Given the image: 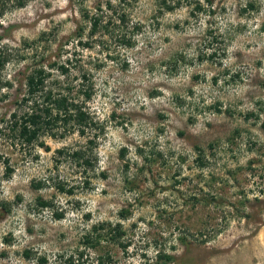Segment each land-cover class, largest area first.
Returning a JSON list of instances; mask_svg holds the SVG:
<instances>
[{
  "label": "rangeland",
  "instance_id": "374dc122",
  "mask_svg": "<svg viewBox=\"0 0 264 264\" xmlns=\"http://www.w3.org/2000/svg\"><path fill=\"white\" fill-rule=\"evenodd\" d=\"M177 1L6 5L0 264H96L100 255L158 264L159 252L174 257L168 264H264V0L166 9ZM108 5L127 14L125 26ZM87 15L103 18L95 34ZM41 67L49 87L73 95L87 75L94 124L84 135L57 126L27 147L13 115L29 111L27 78Z\"/></svg>",
  "mask_w": 264,
  "mask_h": 264
},
{
  "label": "trees",
  "instance_id": "16d2710c",
  "mask_svg": "<svg viewBox=\"0 0 264 264\" xmlns=\"http://www.w3.org/2000/svg\"><path fill=\"white\" fill-rule=\"evenodd\" d=\"M14 1L15 7L23 8L26 4L31 0H0V18L5 15L7 10L6 5ZM183 1L188 0H178L175 5H167L165 2V7L168 11H173L180 6ZM109 10L112 14L118 15L117 21L119 26H125L128 23L127 14L119 12L112 6L108 5ZM200 10V8H198ZM87 17L90 19L91 24V34H95L103 23V18L100 16ZM110 25V21L107 22ZM108 26L105 25V28ZM90 43H85V46H89ZM8 61V56L4 53L0 52V71L4 68L6 62ZM53 67H56L54 65ZM58 70L61 71V75L65 76L69 73V68L64 65H58ZM49 70V69H48ZM44 67H41L31 73V75L27 78L26 86H27V94L22 100V105H26L29 108V111L25 112L22 116L18 117L17 115H13L15 119L14 125H12L13 132L16 133L18 138V142L22 145L30 147L40 140V138L45 135V133L50 134L51 136H56L53 133L54 128L57 126H61L68 129V127L77 126V130L84 135L85 130L92 126L93 120L90 114L85 111V102L90 100L93 96V92L91 87H87L86 84L90 81L86 74L81 77V84L79 85L78 93L75 95L72 94L71 88L69 86L62 87L61 83L55 81V85L57 86L55 89L49 87L47 85V81L51 78V72H49ZM9 85L7 82L3 83L0 77V89L4 86ZM61 87V88H58ZM84 98V101H80V97ZM72 157L74 159H83L84 156L81 152L73 153ZM7 163V162H6ZM84 165L92 166V162L87 159L84 161ZM9 172L11 171L8 169ZM58 190L63 193L73 194V189H67L64 185H58ZM39 205L41 207L48 208L51 206L50 202H46L43 200L39 201ZM58 219L63 218V214L57 215ZM98 229H105V225H100ZM120 225H117L116 228L112 232L116 231L113 239H117L121 237L122 232L119 231ZM100 239V237H99ZM88 243L93 246L91 240L87 239ZM96 244H100V240L97 241ZM96 244L93 246L96 247ZM121 247L124 250H127L129 247L128 244H121ZM25 257L29 258L30 253L26 252ZM157 259L158 264H168L169 262L174 261V257L168 255L164 252H159ZM41 264L46 262L45 259H39ZM112 257L110 255H100L98 257V261L96 264H111ZM164 261L163 263H159ZM70 264H75L72 260L69 261ZM77 264H80L79 261Z\"/></svg>",
  "mask_w": 264,
  "mask_h": 264
}]
</instances>
